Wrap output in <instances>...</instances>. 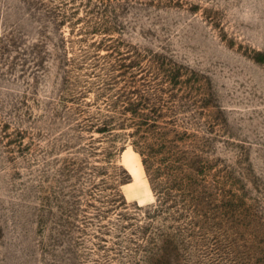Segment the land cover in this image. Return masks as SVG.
Returning a JSON list of instances; mask_svg holds the SVG:
<instances>
[{"label": "rangeland", "instance_id": "374dc122", "mask_svg": "<svg viewBox=\"0 0 264 264\" xmlns=\"http://www.w3.org/2000/svg\"><path fill=\"white\" fill-rule=\"evenodd\" d=\"M0 264H264V0H0Z\"/></svg>", "mask_w": 264, "mask_h": 264}]
</instances>
